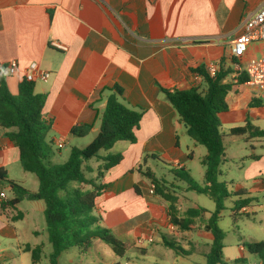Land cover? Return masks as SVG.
<instances>
[{"label":"crops","instance_id":"obj_1","mask_svg":"<svg viewBox=\"0 0 264 264\" xmlns=\"http://www.w3.org/2000/svg\"><path fill=\"white\" fill-rule=\"evenodd\" d=\"M262 4L264 0H0V66L18 63V71L7 75L8 88L16 95L33 63L50 73L47 82L35 81V93L47 97L43 120L51 127L48 140L56 147L59 140L66 146L95 138L111 96L143 112L136 143L118 142L120 149L111 153H121L123 158L120 165L106 173L103 182L109 188L96 200L95 213L111 219L106 224L116 237L130 235L136 245L142 237L152 239L150 235L164 227L190 247L184 257L199 258L191 264H207L213 235L205 226L215 210L204 208L206 212L194 220L193 229L182 231L170 221V203L150 194L151 181L138 168L154 174L148 163L158 160L170 166L171 171L185 168L191 174L188 165L195 160L194 150L198 147L186 138V128L164 91L201 88L203 78L193 70H207L209 65L220 70L224 62L225 69L231 70L225 82L234 86L227 96L229 110L219 115L220 124L229 134L224 137L225 158L219 177L223 181H219L243 195L228 200L221 215V220H231V230L239 234L232 244L226 243L225 234L223 257L225 264H263L247 251L245 244L264 240V153L257 154V139L264 138L242 136L251 143L244 154L233 152L226 142L230 136L236 137L230 134L231 129L247 122L264 130V100L246 83L237 84L240 78L235 77L230 60L232 43L243 33L246 19ZM259 55L264 56V43L252 44L244 60ZM81 125L90 127L86 136H81L85 129H79L78 136L71 134L74 127ZM19 166L20 151L0 128V169L16 183L13 171ZM164 183L166 192L178 199L179 219L188 208L201 207L180 203L187 199L181 194L182 190L188 192L186 187L167 184L166 180ZM38 187L29 191L36 192ZM11 188L3 191L7 200L13 198L6 194V190L12 193ZM239 199L246 202L239 217L234 218L235 201ZM31 204L44 216L43 201ZM18 207L3 208L0 199V237L14 238L22 257L30 253L23 251L16 221H24L27 214ZM143 215L144 220L132 222ZM33 233L40 234L36 230ZM139 250L142 254L147 251L143 247ZM6 261L5 249L0 247V264Z\"/></svg>","mask_w":264,"mask_h":264},{"label":"trees","instance_id":"obj_2","mask_svg":"<svg viewBox=\"0 0 264 264\" xmlns=\"http://www.w3.org/2000/svg\"><path fill=\"white\" fill-rule=\"evenodd\" d=\"M224 63V62H223ZM221 65L215 77H211L203 67L193 70L203 78V86L190 90L164 91L168 102L177 112L186 128L187 135L198 145L206 148L207 155L202 164L205 167L204 185L195 182L185 168L172 170L175 180L186 185L188 192L204 195L215 203V211L206 223V230L213 235L209 252L206 254L207 264H225L223 257L225 232L219 223L225 210V203L233 198H240L243 193L229 190L228 183L220 182L221 164L225 158L224 136L221 132L219 115L229 110L227 96L234 84L225 82L230 69ZM7 65L0 66V128L6 131L8 139L20 151L22 169L34 174L39 187L31 192L14 183L4 169H0V194L11 186L13 198L2 200V207L16 210L24 200L45 203L44 219L48 242L52 247L49 255L50 264H60L61 256L76 248L80 254H86L95 240L109 245L117 256H123L129 248L112 235L111 231L99 224L100 218L94 214L96 200L109 185L103 182L107 172L120 165L122 154L108 153L118 142L136 143V130L143 117L142 111H136L120 102L115 96L108 98L100 117V127L95 138L84 148H72L68 159L63 164H52V141L48 140L51 127L43 120V109L46 95L35 93V82L22 78L18 85V93L13 95L7 85ZM246 77L238 79L242 85ZM116 93L120 90L115 89ZM86 125L74 127L73 135H79V129L89 132ZM233 136L249 134L253 138H264V130L246 123L242 127L230 131ZM144 161V160H143ZM154 186V194L170 203L169 215L173 225L182 231L193 229L194 220L206 211L201 207L188 208L182 219L178 218L177 197L166 192L164 181L153 173L142 171ZM137 194H141L135 187ZM246 201H235L233 217H239V210ZM21 216V213H20ZM179 255L178 244L165 242ZM245 247L251 255L257 256L264 264V240L246 243ZM24 252L30 253L33 264H38L43 248L41 245L31 247L25 245ZM187 255L186 251H182ZM236 263L242 260L235 261Z\"/></svg>","mask_w":264,"mask_h":264},{"label":"rangeland","instance_id":"obj_3","mask_svg":"<svg viewBox=\"0 0 264 264\" xmlns=\"http://www.w3.org/2000/svg\"><path fill=\"white\" fill-rule=\"evenodd\" d=\"M218 117L220 118V116ZM221 127L223 128L222 134L226 138L229 135L228 131L224 124L222 125V123ZM186 138L191 144L193 143L192 141L194 140L189 136L186 135ZM93 139L94 137H87L80 140L78 144L75 143L74 145H76L78 148H84ZM246 139L247 138L242 136H230V139H227L226 142H229L231 144L230 149L233 152L244 154L245 151L247 149L250 150L251 147V143ZM74 145L67 144L66 146L64 145L63 148L58 149V147H56L52 143L53 149L50 156V161L52 162V164H63L68 159L72 146ZM120 145L121 144H117L109 152L115 153L120 149L118 148L120 147ZM197 147L198 148L194 150L195 160L191 165H188V169L191 171V175L195 182L199 185H204L205 167L203 166L202 161L204 156L207 155V150L205 147L198 144ZM263 153L264 139H257V154ZM141 165L143 168L144 162ZM148 168L154 172L155 176L158 179H161L163 181L166 180L167 184L175 183L179 184L181 188L186 187L184 183L182 184L175 181V176L173 175L170 166H167L158 160H150L148 163ZM13 173L15 174V180H17L15 182L18 184H22V186L28 190H34L39 185L37 177L34 174L25 172L21 166H19L18 170L15 169ZM219 180L223 181V178H220ZM224 180H227V178H225ZM6 194L7 196H13V194L8 190H6ZM181 194L183 196L185 195L188 199H181V204H184L186 206L199 205L208 210H215V203L204 195H199L194 192L186 193V191L184 190L181 191ZM226 205L228 206V201L226 202ZM18 208L21 212L27 214V219H25L24 221H16L20 237L19 240L22 247H24L25 245H30L34 248L38 245H41L43 248V253L41 254L38 264H50L49 255L52 252V247L48 242L46 223L43 214L36 212L33 209L31 202L28 200L23 201ZM94 214H96L95 211ZM96 216L100 218L99 224L101 227L110 229L106 224V220H108L109 218L107 219L104 214L102 215V217L97 214ZM145 218V215H143L138 219L132 220V222L136 224L137 221H142ZM219 226L227 236L226 243L232 244L234 242V239H236L239 234L237 231L231 230V220L228 218H223L219 223ZM144 227L145 230L148 228L146 226ZM35 230L39 231L40 234H34L33 231ZM160 230V232L150 235L153 239L152 242L148 241L150 237H142L141 239L144 240V243L141 245H135L134 240L130 235L116 237L112 233L113 236L128 244L129 246L123 256H117L113 252L112 248L103 241L95 240L86 254H80L76 248H73L70 251L64 253L60 258V264H191V262L195 259H199L196 256L194 258H191L192 260L188 257H184L182 251L189 252L190 247L187 244L182 243L181 240H177L170 234V232L166 228L160 227ZM165 242H169L172 244L180 243L181 245H178V247L182 248V251L179 250L180 254L177 255L174 249H171L169 246L165 245ZM0 247L5 249V254L7 256V261L5 262V264H32L30 254L24 253L25 255L20 257V254L18 253V243L14 238L8 239L0 237ZM139 247L145 248L147 250L146 253L142 254L139 250Z\"/></svg>","mask_w":264,"mask_h":264},{"label":"built area","instance_id":"obj_4","mask_svg":"<svg viewBox=\"0 0 264 264\" xmlns=\"http://www.w3.org/2000/svg\"><path fill=\"white\" fill-rule=\"evenodd\" d=\"M264 43V4H262L256 12H254L244 23L243 33L232 43L230 50V60L232 61L235 71V77H246L247 85L251 86L254 93L264 100V56L244 60L245 54L248 52L249 47L254 44ZM55 46L63 51L67 48L55 44ZM18 71V63L11 61L7 65L6 73L11 76ZM207 73L211 77H215L219 71L216 65H209ZM24 77L30 81L35 82L41 80L47 82L50 78V73L39 69L36 63H33L26 70ZM65 145L63 140L57 141L58 149L63 148ZM150 194H154V186L150 188ZM0 199L7 200L6 195L2 192ZM152 242V239H148ZM138 243H144L143 239H139Z\"/></svg>","mask_w":264,"mask_h":264}]
</instances>
